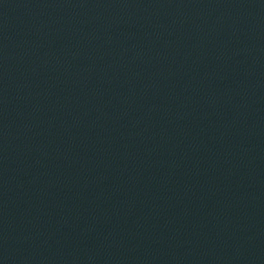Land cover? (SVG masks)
<instances>
[{
	"label": "water",
	"instance_id": "water-1",
	"mask_svg": "<svg viewBox=\"0 0 264 264\" xmlns=\"http://www.w3.org/2000/svg\"><path fill=\"white\" fill-rule=\"evenodd\" d=\"M0 264H264V0H0Z\"/></svg>",
	"mask_w": 264,
	"mask_h": 264
}]
</instances>
